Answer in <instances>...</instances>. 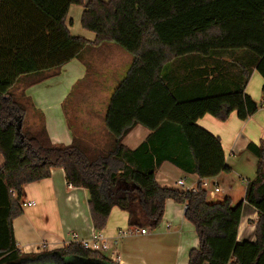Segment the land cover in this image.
I'll list each match as a JSON object with an SVG mask.
<instances>
[{"label": "trees", "instance_id": "trees-1", "mask_svg": "<svg viewBox=\"0 0 264 264\" xmlns=\"http://www.w3.org/2000/svg\"><path fill=\"white\" fill-rule=\"evenodd\" d=\"M72 5L84 7L81 22L94 41L70 32ZM107 43L133 57L108 102V143L77 135L70 144L54 143L26 87ZM255 70L264 78V0H0V264L113 263L75 242L52 252L19 251L14 220L23 213L24 187L57 167L72 186L89 191L97 231L115 207L128 213L129 229H156L172 199L186 204L199 237L189 264H264V143L247 147L257 157L245 194L259 212L254 242L238 240L243 201H210L204 188L195 193L156 179L164 162L200 179L230 171L220 137L198 120L252 116L259 103L246 87ZM262 91L264 100V83ZM30 112L39 120L26 125ZM139 124L150 134L131 149L124 139Z\"/></svg>", "mask_w": 264, "mask_h": 264}, {"label": "crops", "instance_id": "crops-1", "mask_svg": "<svg viewBox=\"0 0 264 264\" xmlns=\"http://www.w3.org/2000/svg\"><path fill=\"white\" fill-rule=\"evenodd\" d=\"M83 10L82 5H72L67 25L73 35L94 41L96 34L82 25ZM132 62V55L122 48L112 43L102 44L90 48L84 58L66 63L57 75L26 87L27 96L45 116L51 140L70 144L77 135L93 145L108 143L110 138L104 123L108 102ZM95 80L101 83L97 85ZM263 83L264 78L255 70L246 92L259 103V108L247 120H241L236 112L225 121L210 114L198 120L201 127L220 137L230 167L229 172L211 178L208 199L218 202L229 197L234 205L243 201L239 241L257 239L259 212L245 200V194L247 182L255 177L257 167V157L247 147L251 142L264 143ZM70 98H74L76 105L73 123L66 108ZM149 134L150 130L139 124L125 137L124 144L135 149ZM3 164L4 157L0 153V167ZM181 178L189 186L200 180L196 174L186 173L170 162H164L156 175L157 182L166 187H174ZM213 184H218L221 191L215 192ZM23 199V213L14 220L17 246L23 254L57 251L71 243L72 234L89 238L96 230L89 191L70 186L63 168H53L49 178L27 184ZM28 202L33 205H27ZM185 211L186 204L169 199L156 229H149L144 235L120 237L118 231L128 227L129 216L126 211L113 208L106 227L100 231L109 242V249L103 253L112 264H189L190 250L199 245V237L195 225L185 217ZM80 263L84 262H67Z\"/></svg>", "mask_w": 264, "mask_h": 264}, {"label": "built area", "instance_id": "built-area-1", "mask_svg": "<svg viewBox=\"0 0 264 264\" xmlns=\"http://www.w3.org/2000/svg\"><path fill=\"white\" fill-rule=\"evenodd\" d=\"M70 186H72L71 183H69ZM212 185L211 178H203L198 181L195 185H187L184 178L178 179L175 182V186L182 188L187 191H192L197 193L200 188L208 189ZM215 192L221 191V188L218 184H213ZM208 191V190H207ZM26 205V203H24ZM27 205H33L32 202H28ZM150 232L149 228H136V229H121L118 231V235L120 237H126L129 235H136V234H148ZM72 241L71 243H79L82 244V246L85 249L94 250V251H107L109 249V242L107 238L97 230H94L93 233L89 238H79L76 234H72ZM70 243V244H71Z\"/></svg>", "mask_w": 264, "mask_h": 264}, {"label": "rangeland", "instance_id": "rangeland-1", "mask_svg": "<svg viewBox=\"0 0 264 264\" xmlns=\"http://www.w3.org/2000/svg\"><path fill=\"white\" fill-rule=\"evenodd\" d=\"M125 54H127V53H125ZM122 75L125 73V71L123 70L122 72ZM121 75V76H122ZM95 83L97 84V85H99L101 82H100V80H95ZM73 101H74V98H70L69 100H68V103H67V105H66V108H68L67 109V111H68V113H70V118H71V120H72V123L76 120V117H74L75 115H74V112H75V110H76V105H75V103H73ZM72 107V108H71ZM39 119H38V117L37 116H35L32 112H30L29 113V115H28V118H27V120H26V125H28V124H31V123H33V122H36V121H38ZM109 141V140H108ZM254 179V178H253ZM189 181H190V179H189ZM126 229H129L128 227L126 228Z\"/></svg>", "mask_w": 264, "mask_h": 264}, {"label": "water", "instance_id": "water-1", "mask_svg": "<svg viewBox=\"0 0 264 264\" xmlns=\"http://www.w3.org/2000/svg\"><path fill=\"white\" fill-rule=\"evenodd\" d=\"M21 126H22V122L19 123V127H18L19 130L21 129Z\"/></svg>", "mask_w": 264, "mask_h": 264}]
</instances>
